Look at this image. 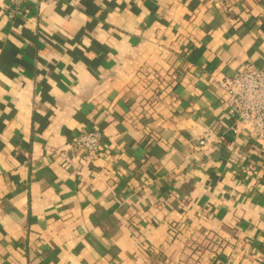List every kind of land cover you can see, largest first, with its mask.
Wrapping results in <instances>:
<instances>
[{"label": "crops", "instance_id": "obj_1", "mask_svg": "<svg viewBox=\"0 0 264 264\" xmlns=\"http://www.w3.org/2000/svg\"><path fill=\"white\" fill-rule=\"evenodd\" d=\"M247 61L264 0H0V264H264V150L213 142Z\"/></svg>", "mask_w": 264, "mask_h": 264}, {"label": "built area", "instance_id": "obj_2", "mask_svg": "<svg viewBox=\"0 0 264 264\" xmlns=\"http://www.w3.org/2000/svg\"><path fill=\"white\" fill-rule=\"evenodd\" d=\"M50 1L53 0H9L16 12L22 14L27 13L28 7L39 11ZM217 85L226 95V108L222 117L224 125L216 132L213 142L242 138L264 150V69L244 62L231 77L219 79ZM208 140L207 133L196 143L204 146ZM70 144L71 150L89 163L104 155L102 133L96 128L78 133Z\"/></svg>", "mask_w": 264, "mask_h": 264}, {"label": "trees", "instance_id": "obj_3", "mask_svg": "<svg viewBox=\"0 0 264 264\" xmlns=\"http://www.w3.org/2000/svg\"><path fill=\"white\" fill-rule=\"evenodd\" d=\"M190 58L192 59V57H189V59H190Z\"/></svg>", "mask_w": 264, "mask_h": 264}]
</instances>
